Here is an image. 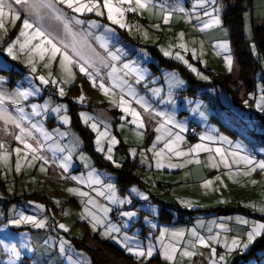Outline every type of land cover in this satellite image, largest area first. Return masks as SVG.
I'll return each instance as SVG.
<instances>
[{
	"label": "rangeland",
	"instance_id": "374dc122",
	"mask_svg": "<svg viewBox=\"0 0 264 264\" xmlns=\"http://www.w3.org/2000/svg\"><path fill=\"white\" fill-rule=\"evenodd\" d=\"M144 2L147 7L118 17L125 27L107 18L103 0L104 15L95 9L78 13L76 5L69 8L59 0H45L52 7L38 12L14 3L15 12L5 9L0 28V264H92L85 247H96V237L117 245L138 264H232L264 234L261 230L248 240L264 224V169L258 166L264 162V118L259 116L264 113V52L253 90L247 91L224 25V0ZM113 3L135 7V0ZM243 7V33L259 55L254 27L264 25V0H249ZM213 19L219 23L205 28ZM25 20L33 27L25 29ZM36 28L45 37H36ZM46 38H53L72 62L62 66L61 53L53 58ZM3 70L21 75L11 76V84ZM224 74L237 80L239 103L227 88L215 85ZM219 110L220 123L215 119ZM190 122L199 128L196 138L189 133ZM197 144L201 148L192 151ZM252 145L257 146L253 151ZM99 160L113 167H102ZM126 161L137 164L133 173L139 182L122 191L112 169ZM15 194L44 201L28 197L5 205ZM163 203L199 209L194 223L178 222L175 212L171 224L163 220ZM114 210L121 224L112 217ZM50 221L51 233L44 230ZM233 240L239 246L233 247ZM149 248L151 257L135 255ZM239 264H264V252L240 258Z\"/></svg>",
	"mask_w": 264,
	"mask_h": 264
},
{
	"label": "trees",
	"instance_id": "16d2710c",
	"mask_svg": "<svg viewBox=\"0 0 264 264\" xmlns=\"http://www.w3.org/2000/svg\"><path fill=\"white\" fill-rule=\"evenodd\" d=\"M246 1L249 0H234V3H232V0H224L226 8L223 16V21H224V25L228 28L229 31L233 55L240 69V78L241 80H243V82L246 83L248 87L247 91H250L251 89L253 90L256 73L261 68L260 61L258 58L264 52L262 48V34H263L264 25L258 28L254 27V40L257 44L259 51V55H255L251 49L249 40L245 38L243 33L242 12L244 10L243 3ZM164 63L168 64L167 62ZM3 72H8V74L10 75L9 83L11 84L14 83L15 81V78H12L13 76L16 75L18 77L19 75H21V73H18L16 71H14L13 73L10 71L3 70ZM190 82L196 85V82H194L193 80H190ZM214 83L216 86L227 88L229 92L232 94V97L235 102L239 103L241 101L239 97V87L237 86L238 84L237 80H234L230 74L218 77L217 79L214 80ZM259 116L264 118V113H259ZM215 119L218 123H220L219 120L220 115H217ZM190 124H194V123H189V125ZM221 128L224 129L223 126H221ZM224 130L229 134L232 133L228 128ZM89 137L91 139L90 135ZM254 143L256 144V141H254ZM252 146L255 147V145ZM99 163L102 167L105 168L110 169L111 167H113L112 163L105 160L104 161L99 160ZM136 166L137 164H135L134 162L126 161L124 162V165L121 169H116V168L112 169V171L116 174L117 183L121 187L122 191L127 190V188L133 183L139 182L138 178L135 177L133 173L134 168ZM28 197H30L31 199L44 201L42 197L33 194L29 196L15 194L13 199L4 201V204L11 205V203L15 201H19L20 199L26 200L28 199ZM177 207H178L177 205H173V204H167V203L163 204L161 211V217L163 218V220H166L169 223H171L172 220L171 215L174 210L178 214L177 220L180 223L190 224L189 223L190 218L196 219L195 214L199 210L187 211V210L178 209ZM113 212H115V210ZM95 240L97 242V246L93 248L85 247L82 241L76 240L77 242H79V246L85 247L90 251L92 264H138L131 256L127 255L117 245L109 241L101 240L97 237L95 238ZM260 252H264V234L256 239L254 244L250 247L249 251H247V253L244 256H237L232 264H239L240 258H242V260H247V259H252L254 257H258V253Z\"/></svg>",
	"mask_w": 264,
	"mask_h": 264
},
{
	"label": "snow or ice",
	"instance_id": "6c2138e0",
	"mask_svg": "<svg viewBox=\"0 0 264 264\" xmlns=\"http://www.w3.org/2000/svg\"><path fill=\"white\" fill-rule=\"evenodd\" d=\"M59 2L62 3V4L66 3L69 8H73L74 5H76L74 10L76 12H78V13L82 12V11H85V10L91 12V11H93L95 9L98 15H104V13L100 10L101 6H100V3H99V0H92V2L90 4L89 3H81L80 0H59ZM13 3L16 4V5H27L30 10H36L37 12L41 8H44V7L51 8L52 7V5L50 3H45V0H13V2H8V0H0V28L4 27L3 18L6 15H8V13L15 12V9L13 8ZM132 3H133V0H120V4H129V5H131ZM147 6L148 5H147V3L144 2V0H135V7H132L130 9H124L122 7L114 5L113 0H103V7L107 9V18L109 20H111L113 23L119 24L121 27H125L126 25H124L121 22V19L118 18V17H122L126 10L136 11L137 7L138 8H145ZM5 9H8V13L5 12ZM15 18L19 19V15L17 14L15 16ZM57 18L59 19L60 17L58 16ZM77 23H83V21H77ZM165 23H167V18H165ZM215 23H219V20L218 19H213L210 23L206 22L204 24V27L205 28L210 27L212 24H215ZM23 26H24L25 29L33 27V25L30 24L27 20H25L23 22ZM21 35H24V33H21ZM34 35L36 37H45V33L43 31H41L40 28H36ZM44 42L45 41H42L40 45H36V48L40 49ZM46 43L49 44L50 47H51V55H52L53 58H55V56L58 53H61V48L57 47V43L54 42L53 38H46ZM181 46H183V45H181ZM64 47L67 48V45H65ZM73 51L75 52L76 56H78L81 59H83V57L81 56V54L79 52L75 51V49H73ZM8 52L10 54L12 53V47L8 48ZM61 54H62V57H63V59L61 61L62 66H64V62L65 61H67L68 63L72 62V56H70L66 50L63 51ZM226 59H227V62H228L229 71H231L232 60H231L230 57H227ZM79 67H80V71L81 72H84V73L88 74L87 73V69L84 66V64H80ZM40 80H42L45 84L48 83V81L45 80L44 77H40ZM94 84H95V82H94ZM100 87L104 88L103 83L100 84ZM105 91H107V89H105ZM21 95H28V93H21ZM61 95H63V89H61ZM2 102H3V100H2V98H0V103H2ZM133 115L134 116H138L139 114L133 112ZM92 126H93V128L96 127L94 124ZM21 132H23V130H21ZM16 139L20 140L21 143L24 142L21 136H17ZM116 142L117 141H115V139L113 138L112 143H116ZM0 147H3V145H0ZM26 147L29 148V149H32L33 151H36V149H33L31 144H27ZM200 148H201V145L197 144L192 149V151H196L197 149H200ZM15 151L17 153H19L21 150L19 148H17V149H15ZM109 151H111V149H109ZM177 155H183V153H177ZM108 159L111 160L112 157L109 155ZM244 159L249 164L253 163L252 160L247 158V157H244ZM258 166L261 169H264V162H260ZM253 170H255V169H253ZM73 179H75V177H73ZM24 219L28 220L29 222H33L31 217H25ZM18 222L19 221H14V223H18ZM36 226L37 227H43L44 225H43V223H37ZM60 227L64 228L65 226L64 225H60ZM261 230H264V224L259 225L258 228H255L252 232H250L248 234L249 242H251L256 235L260 234ZM198 239H199V243L200 244L208 246L207 242L203 238H198ZM232 245H233V247L239 246V242L236 241V240H233L232 241ZM243 246L247 247V245H243ZM24 247H27V245H24ZM128 250L129 251H133V249H131V248H128ZM11 251L15 255H17V256L19 255V252L17 251L15 245H13L11 247ZM175 251H176V249L173 248L171 250V253L167 254V259L172 260L173 259L172 253H174ZM211 251H212L213 255H215V251H216L215 248H212ZM152 254L153 253H152V249L151 248H149L146 253L143 250H136L135 251V255L140 256V257H143L145 255H147L148 257H151ZM194 254L195 253H191V252H188V251H185L183 253V255H186V256L187 255H194ZM220 259L223 260V257H220Z\"/></svg>",
	"mask_w": 264,
	"mask_h": 264
},
{
	"label": "built area",
	"instance_id": "2783aa9c",
	"mask_svg": "<svg viewBox=\"0 0 264 264\" xmlns=\"http://www.w3.org/2000/svg\"><path fill=\"white\" fill-rule=\"evenodd\" d=\"M53 92H54V91H53ZM189 133H190V135H191L193 138H196V137L199 135L200 131H199V128H198L196 125H194V124H190V125H189ZM112 217L116 220V222H117L118 224H121V223H120V222H121V217H120V215L117 213V210H115V212L112 213ZM117 217H118V218H117ZM194 221H195L194 218H190L189 223L192 224V223H194ZM44 230H45L46 232H49V233H51V232L54 231V229H53V225H52V221H50V222L45 226Z\"/></svg>",
	"mask_w": 264,
	"mask_h": 264
},
{
	"label": "crops",
	"instance_id": "0c3cea01",
	"mask_svg": "<svg viewBox=\"0 0 264 264\" xmlns=\"http://www.w3.org/2000/svg\"><path fill=\"white\" fill-rule=\"evenodd\" d=\"M225 8H226V5L224 6V12H225ZM232 55H233V51H232ZM233 57H234V55H233ZM225 75V74H224ZM211 103L215 106L216 105V103H217V101H211ZM221 110H219V112H220ZM220 116H222V114H221V112H220V114H219ZM190 123H193V122H190ZM256 148V146L255 147H253V149L251 150V151H253L254 149ZM0 200H4V198H3V194L2 193H0ZM161 202V201H160ZM163 204H165V203H163ZM178 207V209H182V210H186L185 208H182V207H179V205H177ZM192 210H199V209H192ZM173 212H175L176 213V211L174 210ZM54 221V220H53ZM171 224V223H170ZM40 263V262H39ZM41 264V263H40Z\"/></svg>",
	"mask_w": 264,
	"mask_h": 264
},
{
	"label": "water",
	"instance_id": "95a60500",
	"mask_svg": "<svg viewBox=\"0 0 264 264\" xmlns=\"http://www.w3.org/2000/svg\"><path fill=\"white\" fill-rule=\"evenodd\" d=\"M262 48H263V51H264V26H263V35H262Z\"/></svg>",
	"mask_w": 264,
	"mask_h": 264
}]
</instances>
